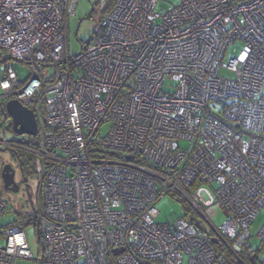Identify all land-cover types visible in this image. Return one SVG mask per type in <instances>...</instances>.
<instances>
[{
  "label": "built area",
  "instance_id": "2783aa9c",
  "mask_svg": "<svg viewBox=\"0 0 264 264\" xmlns=\"http://www.w3.org/2000/svg\"><path fill=\"white\" fill-rule=\"evenodd\" d=\"M179 1L160 12L158 0H116L70 55L79 0H0V106L5 122L2 99L38 122L37 146L0 149L40 157L39 264H247L264 208V0ZM240 40L245 49L226 59ZM7 59L26 63L27 78ZM168 194L190 210L157 222ZM214 203L219 226L203 209ZM257 237L264 264V222ZM0 240V264L34 259L23 222L0 224Z\"/></svg>",
  "mask_w": 264,
  "mask_h": 264
},
{
  "label": "rangeland",
  "instance_id": "374dc122",
  "mask_svg": "<svg viewBox=\"0 0 264 264\" xmlns=\"http://www.w3.org/2000/svg\"><path fill=\"white\" fill-rule=\"evenodd\" d=\"M111 0H79L75 14L69 19V29H68V49L70 55H75L79 53L82 49V46L87 44L92 37L93 29L95 25L101 20L109 2ZM179 0H158L157 10L160 12H166L169 8L176 6L179 4ZM245 49V43L243 41H236L231 43L226 51V59H229L232 56H239L242 51ZM10 65L13 67V70L17 74L20 80H24L27 78L28 74H30V67L23 62L7 59V61L2 65L6 66ZM49 73H52V68L47 69ZM222 75L231 76V74L224 69L222 70ZM261 96L264 97V86L262 89ZM7 99H2L1 103L3 104V108L6 109ZM4 112L2 107L0 106V120L4 119ZM10 117H8L9 119ZM9 121V120H8ZM111 125L109 123H105L99 130V137L103 138L108 135L110 132ZM31 135L21 134L18 135L13 131L7 130L5 128V124L0 128V140L4 141H13L17 143H30ZM187 145L186 143H183ZM0 162L1 165L6 162H13V158L11 153L7 150V148L0 149ZM40 163V157H37V165ZM21 175L18 173L17 179L21 180ZM3 183V182H2ZM212 190L210 186H207ZM23 189V188H22ZM5 199L8 202V211L5 215L0 217V224L4 223H13L18 218L20 221H23L24 228L26 229L30 247L33 253L34 259H25L18 261L19 264H39V257L41 255V244L39 241L38 232L36 229V225L34 223L28 222L30 219L32 210L29 209L25 205V193L24 191L13 192L4 188ZM203 199L205 201H211L206 192H202ZM37 204V202H36ZM185 203L181 200L177 199L172 195H165L159 199L157 202V208L159 210V215L156 218L157 222H168L176 217L184 218L186 217V207ZM38 206V204H37ZM204 211L210 221L215 226H219L225 221V216L223 214L222 209L216 204L205 206ZM33 216V215H32ZM201 217V216H200ZM264 222V208L261 209L259 214L257 215L255 221L249 228L250 236L246 240L245 248H248L249 252L255 251L257 252L260 248V240L257 237V234ZM2 240H0V244H3ZM259 258V256H258ZM231 262H235L234 259L230 260ZM250 263V262H249Z\"/></svg>",
  "mask_w": 264,
  "mask_h": 264
},
{
  "label": "water",
  "instance_id": "95a60500",
  "mask_svg": "<svg viewBox=\"0 0 264 264\" xmlns=\"http://www.w3.org/2000/svg\"><path fill=\"white\" fill-rule=\"evenodd\" d=\"M6 110L9 117L12 119L9 123H6L5 128L7 130L13 131L18 135L28 134L35 136L38 133V122L34 111L26 106H24L20 101L16 99H11L6 103ZM6 120V116L0 121V128ZM2 176L4 179V187L7 190L17 192L16 184L14 183L12 167L9 164L3 165ZM31 207L33 210V215L37 219L38 213L35 204L32 200V196L29 194ZM198 228L203 229L200 221L196 222ZM38 232V228H37ZM39 234V232H38ZM214 242H218L216 238H213ZM251 264H259L257 257L253 254L250 257Z\"/></svg>",
  "mask_w": 264,
  "mask_h": 264
},
{
  "label": "flooded vegetation",
  "instance_id": "af4514ba",
  "mask_svg": "<svg viewBox=\"0 0 264 264\" xmlns=\"http://www.w3.org/2000/svg\"><path fill=\"white\" fill-rule=\"evenodd\" d=\"M8 120L4 122L3 125L4 124L6 125V123H9L11 121V118H9ZM7 150L11 153L13 162H6V163H3V165H6V164L11 165L14 183L17 185L16 188L18 189L17 192L22 191V190L24 191L25 193L24 195L26 199L24 201L25 205L29 209L32 210L29 194L32 196V200L35 203V193H36L37 176H38L37 170L35 169V164L37 167V157L32 156L34 154L25 153L24 151H21L19 149H7ZM30 154L31 156H29ZM18 173H20L22 177L21 180L17 179ZM32 213H33V210H32Z\"/></svg>",
  "mask_w": 264,
  "mask_h": 264
},
{
  "label": "trees",
  "instance_id": "16d2710c",
  "mask_svg": "<svg viewBox=\"0 0 264 264\" xmlns=\"http://www.w3.org/2000/svg\"><path fill=\"white\" fill-rule=\"evenodd\" d=\"M115 1L116 0H111L110 2H109V5H108V7H107V10L105 11V14L103 15V16H105L113 7H114V5H115ZM32 139H31V141H30V143L29 144H34V145H38V140H37V137H31ZM26 155H28V154H26ZM25 155V156H26ZM29 156H31V154L29 155ZM32 156H35V157H37L36 155H32ZM29 158V157H28ZM37 167H38V165H37ZM37 167H36V164H35V169L37 170ZM183 202V201H182ZM185 205V207H186V210L187 211H189L190 210V208H189V206L187 205V204H184ZM32 215L33 214H31V217H30V219H28V222H31V223H34V224H36L35 223V219L32 217ZM18 223V222H23V221H20V218H18L16 221H14L13 223ZM24 223V222H23ZM9 224H11V223H9ZM39 236V235H38ZM39 241H40V236H39ZM253 254H255L256 255V257H257V260L259 261V259H258V256H259V250L257 251V252H255V251H252V252H249V250H248V248H245V250L243 249V251H242V253H241V257H242V259L247 263V264H251V261H250V257L253 255ZM229 260H231V259H233V258H231V256L229 255ZM231 262V261H230ZM250 262V263H249ZM231 264H240L239 262H237V261H235V262H231Z\"/></svg>",
  "mask_w": 264,
  "mask_h": 264
}]
</instances>
